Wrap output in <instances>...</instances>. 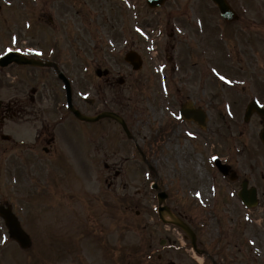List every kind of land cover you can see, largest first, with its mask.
I'll return each instance as SVG.
<instances>
[{
	"label": "rangeland",
	"instance_id": "rangeland-1",
	"mask_svg": "<svg viewBox=\"0 0 264 264\" xmlns=\"http://www.w3.org/2000/svg\"><path fill=\"white\" fill-rule=\"evenodd\" d=\"M7 1L14 4L13 14L17 16L14 17L16 22L4 26L7 27L6 30H17L20 37L24 36V33L27 34V29L21 30V20L18 19V13L22 10L20 6L25 8L33 5L39 12L44 10L58 20L64 12L69 16H80L85 7L84 0ZM88 1L92 2L94 8L101 10V14L95 19L90 17L89 12H85L89 21L90 18L94 19L92 26L83 25L86 24L85 21L83 24L79 22V30L75 31L77 36H72L59 30L55 32L50 29V24V27L42 25L38 27L42 38L34 31L32 33L31 30L35 27L33 26L29 30L32 46L50 50V46L56 43V51L60 52L59 55H62L64 61L74 59L71 64L73 69L82 75L81 98L89 97L88 80L90 83L102 82L95 77V69L92 67L94 61L98 62L97 67L107 65L120 69L125 83L111 87L103 86L98 95L102 99L101 102L105 100L110 106L119 108L126 114L130 112L129 123L139 142H143L145 136L148 141L154 131L165 129L166 133H170V137L161 139L158 145L153 146L152 149L156 148V153L148 154L149 163L156 167L160 181L170 194L169 205L191 222L199 240L209 251L218 250L212 238L218 241V258L222 264H264V210L256 208L253 212H247L239 203L237 195L230 194L231 191L238 192L244 177L251 180L254 177L263 178L264 147L259 138L262 119L254 115L249 122H244L242 114L243 107L251 98H257L264 103V0H231L236 9L239 2H242L245 4L243 7L251 11L250 14H243L231 22L229 27L223 28L224 41H219L216 36L219 30L216 25L221 24V19L215 6L208 0H176L178 6L175 15L169 14L173 8L172 3L154 10L140 1L138 8L139 19L144 25L141 29L143 34L136 33V18H133L132 10L127 11L120 0ZM198 17H201L206 25L202 36L197 35L196 30L191 27ZM63 18H68V25L72 24L71 18L65 15ZM172 19L181 22V30H178L180 33L176 32L180 36H169L173 29L168 21ZM160 26L163 30L157 33ZM135 34L139 35L144 43L136 40ZM160 35L162 38L159 40ZM25 37L27 43L21 38L22 44L29 45L30 37L28 34ZM133 39L137 41L138 49L146 59L143 69L139 72H133L123 59ZM155 44H158V48L154 47ZM171 45L175 46V50ZM166 47L168 51H164ZM207 47L208 53H204ZM169 51L175 57L176 71L171 69L172 63L166 60L165 54ZM100 60L103 61L102 64ZM88 67L90 74L86 76L89 79L84 80L86 76L83 72ZM21 80L9 87L5 85V88L0 90V96L8 100L18 92L21 98H24L27 87L24 86L23 77ZM21 91L23 93H20ZM187 98L194 99L209 110L210 121L206 131L190 123L187 124L191 127L183 123L180 129L170 123L174 112L179 108V102ZM226 100H230L231 104ZM85 108L89 111L87 106ZM65 119L66 122L73 120L71 117ZM19 121L21 120L6 121L5 125H2L6 126L3 130L11 131L13 126H18L16 123ZM23 123H26V120ZM184 126L191 129L190 138L185 136ZM81 127L83 130L84 127ZM140 127L142 132H139ZM109 128L116 129L113 125ZM29 133L27 130L24 135ZM196 136L199 137L198 141ZM119 137L126 139L124 134H119ZM79 140L80 158L64 160L74 161L78 166L80 164L78 185L80 184L86 193L94 187L98 196L94 202L81 205V215L76 226L79 235L87 231L92 233L95 223L101 225L102 230L109 229L108 241L104 240L106 244L103 245L105 251L102 249L105 260L102 259L100 251L87 250L90 257L85 253L84 245L95 244L94 239L90 238H80L81 249L76 258L68 255L60 258L58 245L63 243L66 237L70 238L71 234L68 232H72L74 228V216L66 207L77 201L74 200L64 208H57L54 203H50L51 208L45 209L47 212L41 204L31 205L32 198L27 196L28 191L38 194L41 190L40 183L43 184L44 176L49 175L51 171L46 170V167L53 165L52 158H49L51 155L43 157L44 159L33 155L37 159L34 166L30 163L33 159H26L33 151L29 149V145L2 140L0 199L4 204L11 202L19 212V216L25 221L24 227L31 234L33 246L28 250L21 249L8 238L7 229L0 219V264H35L38 259L41 264H156V255L149 258L151 253L148 252L152 243L156 246V223L152 222V218L156 220V194L149 187L154 178L147 176V164L138 157H132L129 146H133L132 142L121 143L120 139L113 141L114 146H111L110 153H102L98 156L99 161L92 164L85 150L83 133ZM214 153L222 157L221 166L212 164V156L216 157ZM102 158L113 168H119L121 174L117 177L112 175L111 178H108V175H100L98 165L103 167L105 162ZM84 164L86 170L92 172L90 175H84ZM95 165L97 170L94 171ZM234 170L238 171V178L233 180L230 176ZM66 176L64 171L55 173L56 180L51 178L50 182L58 183L57 179H62L60 184L66 186V181L70 183V180L65 179ZM29 181H32V184ZM263 183L264 180L261 181V184ZM34 184L38 186L34 187ZM108 184L111 188H108ZM105 189L109 191L106 192ZM196 189H200L201 193L195 191ZM138 190L144 192L136 196L135 192ZM262 190L264 191L263 187ZM66 192L70 193V190ZM122 195L134 197L141 206L123 207L120 203ZM105 200H109L108 210L105 208ZM64 201L67 202L68 199ZM58 209H62L64 213L60 218L56 217ZM246 214L256 218L252 226L247 223ZM143 221H149L152 226L141 230ZM82 222L83 226L80 227ZM84 227L86 228L83 229ZM173 231L174 228H171V232L175 234ZM253 233L258 237L255 246L261 250L255 248L248 240ZM95 242L99 243L100 238L96 237ZM255 250L260 253L257 254ZM52 256L58 260L52 259ZM183 257L184 255H180L178 259ZM168 262L167 264H171L170 260Z\"/></svg>",
	"mask_w": 264,
	"mask_h": 264
},
{
	"label": "flooded vegetation",
	"instance_id": "flooded-vegetation-1",
	"mask_svg": "<svg viewBox=\"0 0 264 264\" xmlns=\"http://www.w3.org/2000/svg\"><path fill=\"white\" fill-rule=\"evenodd\" d=\"M113 9V8H112ZM127 9V8H126ZM175 14V8H172L171 15ZM9 16L2 7H0V45L5 42H9V45L6 48H2L0 46V51L2 49L3 52L7 51V48H12L15 51L20 53H24V55L39 59L44 62H52L50 66L48 65H19L16 63H12L6 67H0V90L7 85L8 87L17 81H22V77L24 78L25 84L27 87V92L24 98H21L20 94L16 92L14 98L9 102V104H5L0 109V123L7 116L12 119L18 120H26V122L31 128H35L36 135L34 136V142L31 143L30 149L43 150L44 154L52 155L54 158H58L62 155V147L64 142L62 141V133H70L74 135L78 132L76 121L68 120L67 125L65 117H73L72 113L69 110H65V102L66 95L64 90V81L60 78L59 71H62L65 76L70 80L72 84V102L78 107L79 99L76 95V79L78 77V73L73 69L72 62H65L60 57L59 53L56 52L52 56L47 52V50L43 49L40 46H37L36 51L32 48V36L30 32L33 30L32 18H27L24 20L26 22V29H30L31 31H27L28 36L30 37V44L23 45L20 43H16L12 39V32L10 30H4V25L6 22H9L11 19H7ZM44 17L43 14L38 19L35 27H41L42 21ZM50 21L53 26L56 24V20L50 18ZM138 27H142L139 19L137 18ZM143 25V24H142ZM21 26V25H20ZM162 29V26H160ZM21 26V30H23ZM160 29V30H161ZM13 32H16L14 30ZM26 33H24V40L26 41ZM40 38L42 37L41 32L37 30V33ZM22 38V37H21ZM136 40L140 41V37L136 36ZM132 40L131 46L138 47L137 41ZM173 50L175 49L174 45H171ZM31 50V51H30ZM165 51H168V48H165ZM51 56V57H50ZM173 60V57H169ZM102 60H100L101 62ZM98 62H93L94 66L97 65ZM100 67V66H98ZM107 68V67H104ZM120 72H113L112 69L107 73V75L102 76L103 83L99 85V91L103 86L107 85L111 87L115 85V81ZM8 76V77H7ZM20 93H23L22 91ZM94 95L89 101V107L91 109L92 115L98 114L101 111L111 110L112 106H110L107 101H102L101 97L98 95L97 87L95 89ZM184 101L181 102V104ZM123 114V113H122ZM124 115V114H123ZM126 119V116L124 115ZM64 122V123H63ZM114 121L111 119L100 120L97 123L91 124L90 126V150L91 155L95 156L96 153L107 155L110 153V149L112 146V129L109 126L112 125ZM22 123V122H17ZM115 123V122H114ZM117 126L120 127L117 123ZM24 126V125H23ZM63 129L61 132V128ZM109 128V129H108ZM141 127H140V131ZM17 142V141H16ZM68 153L72 155V157H76V143L74 140H70L66 142ZM39 152H37L38 154ZM105 171L109 174H119V170L114 169L110 164H105ZM45 191V190H44Z\"/></svg>",
	"mask_w": 264,
	"mask_h": 264
},
{
	"label": "water",
	"instance_id": "water-1",
	"mask_svg": "<svg viewBox=\"0 0 264 264\" xmlns=\"http://www.w3.org/2000/svg\"><path fill=\"white\" fill-rule=\"evenodd\" d=\"M223 10L224 12L228 15H230L231 10L230 7L228 6V4L226 3L225 0H214ZM151 6H156V2H152L150 3ZM126 60H128L129 62H131L132 64H134L135 68H139L140 63H136V59L134 57V55L132 53L128 54L126 57ZM257 112H259L260 114L264 115V111L259 110V109H253ZM186 116L189 117V113L191 110L186 109ZM81 119L83 120H91V118L82 116L78 113H76ZM114 116V115H113ZM263 140H264V132L262 134ZM243 197L246 199V193L244 192ZM2 216L5 218L7 225L9 227L11 236L14 237L23 247H28L30 246V239L29 236L22 230V228L20 227L19 222L17 221V219L14 217V215L8 210H4L2 211Z\"/></svg>",
	"mask_w": 264,
	"mask_h": 264
},
{
	"label": "snow or ice",
	"instance_id": "snow-or-ice-1",
	"mask_svg": "<svg viewBox=\"0 0 264 264\" xmlns=\"http://www.w3.org/2000/svg\"><path fill=\"white\" fill-rule=\"evenodd\" d=\"M9 51H11V49H9ZM31 51V50H30ZM223 78V77H222ZM230 82V81H229ZM213 159L215 160V159H217L216 157H213Z\"/></svg>",
	"mask_w": 264,
	"mask_h": 264
}]
</instances>
